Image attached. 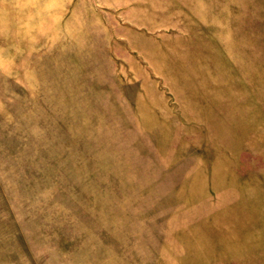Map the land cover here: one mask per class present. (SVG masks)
<instances>
[{"label": "rangeland", "instance_id": "obj_1", "mask_svg": "<svg viewBox=\"0 0 264 264\" xmlns=\"http://www.w3.org/2000/svg\"><path fill=\"white\" fill-rule=\"evenodd\" d=\"M0 264H264V0H0Z\"/></svg>", "mask_w": 264, "mask_h": 264}]
</instances>
